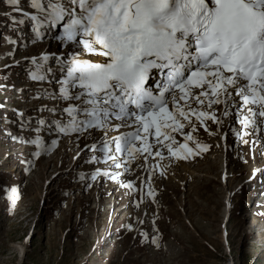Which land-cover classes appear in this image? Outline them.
Wrapping results in <instances>:
<instances>
[{
  "label": "snow or ice",
  "instance_id": "6c2138e0",
  "mask_svg": "<svg viewBox=\"0 0 264 264\" xmlns=\"http://www.w3.org/2000/svg\"><path fill=\"white\" fill-rule=\"evenodd\" d=\"M8 4L21 14L15 23L30 20L33 42L58 44L55 52L22 57L38 85L29 91L41 103L34 124L13 109L21 133L35 136L12 139L34 145L32 155L67 138L73 159L85 152L89 163L105 165L80 173L81 180L117 181L135 164L145 176L141 198L147 187L155 202L154 176L208 150L200 128L215 135L230 117L241 143L254 136V149L264 140V0H30L31 13L19 0ZM44 131L54 133L47 148ZM81 140L88 141L82 148ZM121 186L137 191L133 181ZM16 195L12 189L10 199Z\"/></svg>",
  "mask_w": 264,
  "mask_h": 264
},
{
  "label": "rangeland",
  "instance_id": "374dc122",
  "mask_svg": "<svg viewBox=\"0 0 264 264\" xmlns=\"http://www.w3.org/2000/svg\"><path fill=\"white\" fill-rule=\"evenodd\" d=\"M29 3L19 0L31 13ZM13 11L0 0V264H264V140L253 149L255 137L241 143L229 124L211 136L200 128L198 138L208 150L173 161L164 178L154 176V202L147 187L141 198L145 176L135 164L130 174L119 170L117 181L81 180L80 173L105 165L89 163L85 152L73 159L75 145L67 138L40 156L32 155L34 145L12 139L35 136L21 133L13 109H30L25 118L34 124L33 109L41 103L29 91L38 85L22 57L58 49L47 37L33 42L30 20L15 23L12 17L21 15ZM53 135L42 133L45 148ZM121 181H133L136 193Z\"/></svg>",
  "mask_w": 264,
  "mask_h": 264
},
{
  "label": "bare ground",
  "instance_id": "6f19581e",
  "mask_svg": "<svg viewBox=\"0 0 264 264\" xmlns=\"http://www.w3.org/2000/svg\"><path fill=\"white\" fill-rule=\"evenodd\" d=\"M217 114H219V113H217ZM231 118L230 117H227V118H225V120H224V124H229V120H230ZM210 123V125H211V122H209ZM240 125V124H239ZM225 128V127H224ZM236 128V127H235ZM241 128V127H240ZM222 131V130H221ZM111 171H113V172H115L116 170L114 169V170H111ZM105 179H109L108 177H105ZM100 186V185H99ZM116 186V185H115ZM97 188H99V187H97ZM88 188H86V190H87ZM99 190L101 191V192H104L103 191V189H100L99 188ZM100 192V193H101Z\"/></svg>",
  "mask_w": 264,
  "mask_h": 264
}]
</instances>
